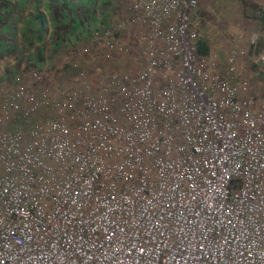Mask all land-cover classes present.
I'll return each instance as SVG.
<instances>
[{"label":"built area","instance_id":"obj_1","mask_svg":"<svg viewBox=\"0 0 264 264\" xmlns=\"http://www.w3.org/2000/svg\"><path fill=\"white\" fill-rule=\"evenodd\" d=\"M197 3L93 40L141 24L139 70L0 80V264H264V98L198 55Z\"/></svg>","mask_w":264,"mask_h":264},{"label":"rangeland","instance_id":"obj_2","mask_svg":"<svg viewBox=\"0 0 264 264\" xmlns=\"http://www.w3.org/2000/svg\"><path fill=\"white\" fill-rule=\"evenodd\" d=\"M59 1L60 3L63 4L64 2L65 3L67 2L68 6L66 10L68 11L67 12L68 15L79 13L82 10H84L88 5V2H86V0L79 4H76V2L80 0H59ZM256 1L264 6V0H256ZM245 2L246 0H221L220 2L215 3V1L212 2V0H200V3L196 7L198 8V11L201 12V14L198 17H202V19L204 18V20L201 22L199 21L198 37L207 38L210 41V44L212 46L211 55L218 57V61L223 63L225 61L224 54L229 53L231 50L235 48L236 45L240 44L239 45L240 47H244V49H247L249 51L251 49L252 44H256V42H260L263 47V48L261 47L262 50L260 52L254 53L252 54V56H248V57L247 55H245L244 57L238 59L239 61L238 77H241L242 79L237 80V82L239 81L248 82V85L250 87V93L255 98L262 99L264 98V69L262 68V64L260 65L259 63L262 62L264 63V27L262 26V22L260 21V18L258 16H252L253 14H255V11L252 9L247 10L245 8ZM45 3L46 0H30V1L3 0V4H1L3 10L2 13H0V33L2 32L3 28H5L7 31L8 27L12 28L13 26L18 25L20 22L18 20L19 17H21L22 11H24V16L22 17L24 22L21 23L23 31H25L24 28L25 23L29 22V20H25L26 17L33 16L37 13H44L45 15H50V13L55 14L56 12L53 10L54 8H52V5H49V3L47 2L46 4L47 6H46ZM109 8L113 10L114 6L112 7L109 6ZM93 9L91 8L89 11L91 12V10ZM59 13H56V19L65 22L67 20L66 16L62 17L59 15ZM256 15L261 16V9L258 10V14ZM205 17L207 18L206 20ZM85 18L88 19L89 21H93L92 16L88 18V16L85 15ZM86 19L84 18L80 19L81 22L83 21V24L81 26H80V22H76L72 24L73 32L69 31L71 33V36L69 37L70 40L68 42V46L70 45L69 49L75 48L73 43L77 44V46H80V44L83 43V37L87 33H90V29H86V23H85ZM49 30L48 31L45 30L42 33V38L39 37L36 40L31 39V43H33L34 41H38L43 46L44 40L47 38L48 48L45 49V52L47 53V55L51 56L52 52H56L54 51L55 49L52 48V42L55 40V35H54L55 32L52 29ZM104 33L105 32L100 33V36H103ZM246 36L248 37V39H246ZM13 41L14 39L9 38L8 40L7 37V43L9 45ZM7 43L6 42L3 43L4 48H6ZM95 43L96 42L92 41V43L86 44V46L82 47L83 54L87 53V55L90 56L87 57L86 55H84V58L87 61H89L88 75L90 77L89 80L92 79L93 83H95V81L99 82V80L108 77L106 74L112 73L113 71L124 72L130 70L133 71L139 70L140 59H137V57L139 56L140 51L137 47H136L137 53L134 54L133 51L132 53L129 52L126 53L122 51L121 48H117L115 52L122 54L116 58H111L114 57V54L116 53L113 52L108 54L107 53L108 51H102L101 57L98 56L97 59V58H93L90 52H88L89 50L91 51L92 46ZM22 46L23 43H21V46H19V48L17 49V51L20 50L17 53L16 52L12 53L13 52L11 51L12 49H9V55L15 58L22 56L31 58L30 55H32L34 52L33 53L29 52L31 54L26 55V53L22 51V48H24V46L23 47ZM9 47L12 48V46ZM37 48L39 50L41 49V47L39 46ZM104 53L106 54L102 55ZM74 55H75L74 51L73 52L65 51L59 53L58 58L55 59L56 65L51 70L50 68L48 70L43 69L41 72V74L43 75L41 76L40 75L35 76L33 73V76L30 75L28 80L26 81L31 82V84H37L38 86V82L36 80L42 79L40 80L42 87L58 85L60 83L61 84L64 83L66 87L69 86L75 87L77 85L75 81L77 74L72 72L73 75L72 78L70 79L68 78V75L66 73L60 72V68L70 63L72 59L74 60L73 58ZM118 55L119 54H116V56ZM37 57H39V55H37ZM41 57H43V55ZM19 59L21 61L25 60V64L29 65V63L26 61L25 58H19ZM43 62L44 61H42V63ZM97 64L98 65L100 64V69L104 73H102L101 70L96 69ZM37 65H39V63H37ZM254 65H256L257 68H254ZM40 66L43 67V65H39V67ZM222 72H224V66L222 68ZM13 85L14 84H12L11 86L13 87Z\"/></svg>","mask_w":264,"mask_h":264},{"label":"crops","instance_id":"obj_3","mask_svg":"<svg viewBox=\"0 0 264 264\" xmlns=\"http://www.w3.org/2000/svg\"><path fill=\"white\" fill-rule=\"evenodd\" d=\"M83 1H85V0H80V1L76 2V4H79ZM214 1L216 3V2H220L221 0H212V2H214ZM47 2L49 3V5H52V8H54L53 10L56 13H59L61 11L59 13V15L62 17L66 16V18H67V20L64 22V21L56 19V13L55 14L50 13V15H46L47 21H48L47 22L48 28L50 27L49 29L54 30V32H55V34H54L55 40L54 41H56L57 38L59 37L60 33L62 34V32H63V34H66V36H68V34L71 31L73 32V29H72L73 23L80 22V26H81L83 24V21L81 22L80 19H82V18L86 19L85 15H87L88 18H90V16H92L93 21H91V22H97V23H101L104 20L105 16H108V18L110 17L111 18V22L109 24L110 28L115 26L119 22H123L124 20L129 19L132 15L131 7L135 2H137V0H86V2H88V5L86 6V8L79 13H75V14H71V15L67 14V12H68L66 10L67 6H68L67 2L66 3L64 2V4H63V3H60L59 0H46L45 5L47 4ZM1 4H3V0H0V13H2V10H3ZM109 6L110 7L114 6V9L111 10L109 8ZM91 8L92 9L94 8V9L91 10V12H90L89 10ZM31 12H33V11H31ZM23 16H24V11L21 12V17H19V20H18L20 22L18 25L13 26L12 28L8 27L9 32H8V30L6 31L5 28H3L2 32L0 33V80L2 81V83L4 85H9V84L12 85L15 82L14 80H25V81L28 80L30 74L33 76V74H32L33 71L35 69L39 68V65H43V67L42 66H40V67H42L44 69L46 67H48V68H50V70L56 65L55 64L56 63L55 58L47 55V53L45 52V49L48 48L47 38L44 40L43 46L38 41H34L33 43H31V39L34 40V35H33L34 32L31 33L29 31L30 30L29 26H30L31 20L33 19V17L35 15L26 17L25 20H29V22L25 23V25H24L25 31H23V28L21 25V23L24 22V20L22 18ZM200 18H202V17H200ZM206 19L207 18L205 17V20ZM202 20H204V18ZM2 23H4V22H2ZM127 27L128 26H126V33L120 35V37L117 36V38H120V40L123 42V45L129 46V48H130L129 53H132V51H133V54L137 53L136 47L138 48V44H139V41H140L142 36H145L147 38V42H146L147 44L150 43L149 32L146 31L147 29L145 27H143L141 24L140 25L134 24V25L130 26L129 28H127ZM26 29H28V30H26ZM7 37H8V40H9V38L14 39V41L12 43H10V45L7 43ZM15 37H16V39H15ZM5 38H6V40H5ZM246 39H248L247 36H246ZM68 40H70L69 37H68ZM52 41H53V39H52ZM4 42L7 43L6 48L3 47ZM53 42H52V48H54ZM21 43H23V46H24V48H22V51H24V53H26V55L31 54L29 52H32V53L34 52L32 55H30V57L32 59L28 58L26 56L15 58V57H11L9 55V49H12L11 50V51H13L12 53L19 52L20 50L17 51V49L19 48V46H21ZM144 43H145V41H144ZM239 45H236L235 48L231 51L236 53L237 55L240 52H242V53H244L245 51H246V53L250 52L247 49H244V47H240ZM9 46H12V48H10ZM38 46L41 47L40 50L37 48ZM61 46H64V43H61L59 46L57 45L55 47L59 48ZM68 47L69 46H67L66 50H63L62 52L71 50V48L69 49ZM41 51H43V52H41ZM71 51H73V50H71ZM74 51H76V50L74 49ZM41 54L43 55V57H41L42 56ZM37 55H39V57H37ZM33 56H34V59H33ZM19 58H25L26 61L29 63V65L25 64V60L21 61ZM42 61H44V62L42 63ZM36 62L39 63V65H37ZM84 62L86 63L85 60H84ZM62 66H60V67H62ZM99 70H101V69H99ZM41 72L38 75H40V76L43 75V74H41ZM101 72L104 73L102 70H101ZM74 73L78 74L77 68L74 69ZM109 74H106V75H109ZM40 80H42V79H40ZM97 82L98 81H95V83H97Z\"/></svg>","mask_w":264,"mask_h":264},{"label":"trees","instance_id":"obj_4","mask_svg":"<svg viewBox=\"0 0 264 264\" xmlns=\"http://www.w3.org/2000/svg\"><path fill=\"white\" fill-rule=\"evenodd\" d=\"M245 8L247 10L252 9L255 11V13H258V10L263 9V5L260 4L259 2H257L256 0H246L245 2ZM263 15L262 17V25H264V11L261 13ZM47 17L44 13H37L35 14V16L33 17V19L31 20L30 26H29V31L32 33L34 32V39H38L39 37L42 38V33L47 29L48 25H47ZM110 22H111V18L108 16L104 17V20L101 23H97V22H91L88 19H86V29H90V33H87L84 37H83V43L80 44V46H77V44L73 43L74 46L76 48H71V50H76V54L74 55V60L71 61L70 63L66 64L65 66H63L62 68H60L61 72H64L68 75V78H72V75L74 72V69L77 68V73H79V70L81 68H84L86 66V63L88 62L85 58L84 55H86L87 57H90L87 55V53L83 54V50L81 49L82 47L86 46V44H90L92 43V41L97 38V36H100V33L103 32H107V30L110 28ZM47 26V27H46ZM104 33V34H105ZM71 36V33L68 34V36H66V34H61L59 35V37L57 38L56 41L53 42L54 45V51L56 52H52L51 56L54 57L55 59L58 58V54L61 53L63 50H66V47L68 46V37ZM70 39V38H69ZM103 42V41H102ZM102 42H96L95 44H93L91 51L89 50L88 52H90V54L93 56V58H97L98 56L101 57V52L102 51H108L107 53H113L115 52L114 49L105 46ZM61 43H64V46L61 47H55V46H59ZM70 46V45H69ZM262 45L260 42H256V44H253L252 48H251V54L254 53H258L262 50ZM69 48V47H68ZM211 44L210 41L207 38H202L200 37L197 41V51L199 55H203V56H209L211 55ZM80 49V52H79ZM68 50V51H71ZM81 53V54H80ZM116 54H119L118 56H116V54H114V57L111 58H116L119 57L122 53H118L115 52ZM106 53L102 54L105 55ZM84 60L86 61V63L84 62ZM254 68H257L256 65H254ZM44 68L39 67L37 69L34 70L37 71V74H40V72L43 70ZM46 70H48L49 68H45ZM96 69H100V64L96 66ZM33 72V73H34ZM31 75V74H30Z\"/></svg>","mask_w":264,"mask_h":264},{"label":"clouds","instance_id":"obj_5","mask_svg":"<svg viewBox=\"0 0 264 264\" xmlns=\"http://www.w3.org/2000/svg\"><path fill=\"white\" fill-rule=\"evenodd\" d=\"M200 3V0H198V3H197V5ZM196 5V6H197ZM264 11V6H263V9H261V13ZM201 14V12L200 11H198V8L197 7H195L194 8V10H193V25H194V27H195V30H196V38H195V42H196V46H197V41H198V39L200 38V37H198V33H199V21L201 22V21H203L202 20V18H200V17H198L199 15ZM256 14H258V13H255V14H253L252 16H258L259 18H260V21L262 20V17H263V15L261 14V16H259V15H256ZM117 25V24H116ZM115 25V26H116ZM263 27H264V25H262ZM114 27V26H113ZM113 27H111V28H113ZM111 28H109V29H111ZM127 28H129V27H127ZM131 29V28H130ZM49 30V28L47 27V29H46V31H48ZM50 31V30H49ZM124 31V33H126V28L123 30ZM123 33V34H124ZM120 37V36H119ZM252 46H253V44L251 45V48H252ZM82 49V48H81ZM74 51V50H73ZM72 51V52H73ZM80 51V50H79ZM250 52H251V49L249 50ZM246 53V51L244 52V53H242V52H240V53H238V55L236 54V53H234V52H232V51H230L229 53H226V54H224V59H225V61H224V63L223 62H219L218 61V57H216V56H213V55H209V56H203V55H199L200 57H206V58H208L209 60H211V61H215L216 63H217V69L218 70H220V72L222 73V74H225L227 71L229 72V68L232 66V67H234V70H232V72H230V73H232V75H234V77H235V81L237 82V80H241L242 78L241 77H238L239 76V73H238V64H239V61H238V59L239 58H241V57H244L245 55H247V57L248 56H252V54L251 53ZM74 53L76 54L77 52L76 51H74ZM197 53H198V51H197ZM235 56L236 57V62L235 63H232L231 61H230V57L231 56ZM261 59H263V58H261ZM73 61V60H72ZM259 63V62H258ZM88 64H89V61L86 63V66L84 67V68H81L80 70H79V72L82 70V69H87L88 71H89V66H88ZM260 65L262 64V68L264 69V67H263V65H264V63L262 62V63H259ZM92 66V65H91ZM223 66H224V72H222V68H223ZM259 66V65H258ZM37 71H35L34 72V75H35V73H36ZM33 74V73H32ZM79 74V73H78ZM77 74V75H78ZM108 76V75H107ZM61 84V83H60ZM62 84H64V83H62ZM59 85V84H58ZM53 86H56V85H53ZM69 87H71V86H69Z\"/></svg>","mask_w":264,"mask_h":264}]
</instances>
